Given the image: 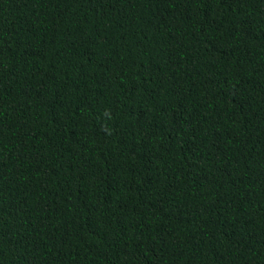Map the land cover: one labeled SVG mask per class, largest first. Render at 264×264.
<instances>
[{
    "label": "trees",
    "instance_id": "1",
    "mask_svg": "<svg viewBox=\"0 0 264 264\" xmlns=\"http://www.w3.org/2000/svg\"><path fill=\"white\" fill-rule=\"evenodd\" d=\"M0 264H264V0H0Z\"/></svg>",
    "mask_w": 264,
    "mask_h": 264
}]
</instances>
